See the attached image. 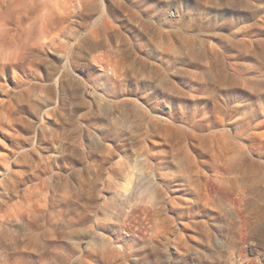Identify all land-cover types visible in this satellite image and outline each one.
I'll return each instance as SVG.
<instances>
[{
    "label": "rangeland",
    "instance_id": "obj_1",
    "mask_svg": "<svg viewBox=\"0 0 264 264\" xmlns=\"http://www.w3.org/2000/svg\"><path fill=\"white\" fill-rule=\"evenodd\" d=\"M0 264H264V0H0Z\"/></svg>",
    "mask_w": 264,
    "mask_h": 264
}]
</instances>
